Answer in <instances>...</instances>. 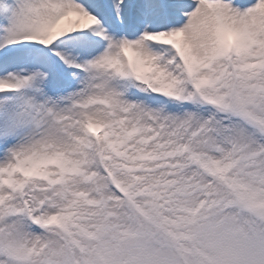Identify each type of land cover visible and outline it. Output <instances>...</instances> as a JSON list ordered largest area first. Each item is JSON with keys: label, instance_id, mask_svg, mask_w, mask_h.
I'll return each mask as SVG.
<instances>
[{"label": "snow or ice", "instance_id": "snow-or-ice-1", "mask_svg": "<svg viewBox=\"0 0 264 264\" xmlns=\"http://www.w3.org/2000/svg\"><path fill=\"white\" fill-rule=\"evenodd\" d=\"M0 264H264V0H0Z\"/></svg>", "mask_w": 264, "mask_h": 264}]
</instances>
